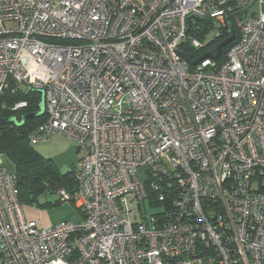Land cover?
Returning a JSON list of instances; mask_svg holds the SVG:
<instances>
[{
    "label": "built area",
    "instance_id": "2783aa9c",
    "mask_svg": "<svg viewBox=\"0 0 264 264\" xmlns=\"http://www.w3.org/2000/svg\"><path fill=\"white\" fill-rule=\"evenodd\" d=\"M10 82L31 144L77 142L84 220L27 218L0 151V264H264V0H0Z\"/></svg>",
    "mask_w": 264,
    "mask_h": 264
},
{
    "label": "trees",
    "instance_id": "16d2710c",
    "mask_svg": "<svg viewBox=\"0 0 264 264\" xmlns=\"http://www.w3.org/2000/svg\"><path fill=\"white\" fill-rule=\"evenodd\" d=\"M234 30L238 36L236 26H234ZM202 35L201 33L200 36ZM228 36L229 29L225 31L218 42L225 40ZM230 46L231 44L225 47L223 52L225 53ZM183 49L195 55V52L190 48L183 46ZM13 87L14 83L10 82L5 91L0 94V119L14 116L21 120L23 115L39 111L38 104L41 99L39 91L18 90L12 92ZM21 101H26L27 106L16 111L11 109L15 103ZM45 116L44 114L42 117L27 120L22 127H17L14 124L0 125V151L14 166L16 190L18 198L24 206L37 204L38 207L42 208V206L50 204L59 205L61 204L59 199L53 203H42L39 201V196L46 191L56 192L55 186L57 184L62 185L64 189L70 192H73L77 187L74 170L62 172L52 158H47L39 153L35 145L27 139V133L41 124Z\"/></svg>",
    "mask_w": 264,
    "mask_h": 264
},
{
    "label": "rangeland",
    "instance_id": "374dc122",
    "mask_svg": "<svg viewBox=\"0 0 264 264\" xmlns=\"http://www.w3.org/2000/svg\"><path fill=\"white\" fill-rule=\"evenodd\" d=\"M258 7V6H257ZM217 34L216 30L210 32L205 41L214 38ZM35 148L42 154H46L55 158L54 162L58 164L62 172L75 170V164L78 162L81 152L77 142L69 139L65 135L56 133L47 142L35 144ZM7 165L11 170H14L13 164L7 160ZM146 167L138 169V174L141 179H146ZM57 192L46 191L39 196V201L53 203L58 200ZM26 214L30 217H35L33 220H38L41 223L56 224L61 221L82 222L84 220L83 213L71 201H63L59 205L50 204L48 206L38 207L37 204L25 205ZM150 211H152L150 209Z\"/></svg>",
    "mask_w": 264,
    "mask_h": 264
},
{
    "label": "water",
    "instance_id": "95a60500",
    "mask_svg": "<svg viewBox=\"0 0 264 264\" xmlns=\"http://www.w3.org/2000/svg\"><path fill=\"white\" fill-rule=\"evenodd\" d=\"M235 30L234 28L230 25L229 27V36L221 41L220 43H218L216 45V54H212V53H206L204 55H202L200 58H198L197 60H192V57L190 54L188 53H184V52H181V55L192 65H196L198 64L199 62H201L204 58L206 57H211L215 60H218L220 59L221 55H222V52H223V49L225 47H227L229 44H231V42L234 41L235 39ZM39 111L37 112H34V113H29V114H25L21 117V120H18L17 117H9V118H2L0 119V125H3V124H14L16 125L17 127H22L24 126V124L26 123L27 120H30V119H33V118H39V117H42L44 114H45V111H46V104H45V95L44 93L42 92V95H41V99L39 101ZM55 190L56 192L60 191L62 189V185L60 184H57L55 186Z\"/></svg>",
    "mask_w": 264,
    "mask_h": 264
},
{
    "label": "crops",
    "instance_id": "0c3cea01",
    "mask_svg": "<svg viewBox=\"0 0 264 264\" xmlns=\"http://www.w3.org/2000/svg\"><path fill=\"white\" fill-rule=\"evenodd\" d=\"M53 137V136H52ZM50 139V138H49ZM48 139V140H49ZM47 140V141H48ZM46 141V142H47ZM37 150V149H36ZM38 151V150H37ZM39 153H41L40 151H38ZM42 154V153H41ZM43 156H45V157H47V158H52L53 159V161H55L54 159L55 158H53V157H51V156H48V155H46V154H42ZM56 165H57V167L60 169V167L58 166V164L56 163V162H54ZM77 164V163H76ZM76 164H75V168H76ZM27 215V214H26ZM27 218H29V219H35V217H30L29 215H27ZM47 224H51V223H47Z\"/></svg>",
    "mask_w": 264,
    "mask_h": 264
}]
</instances>
